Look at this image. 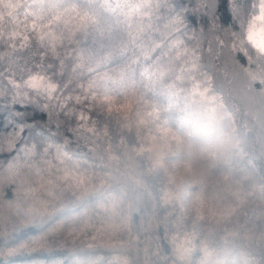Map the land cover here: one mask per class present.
I'll list each match as a JSON object with an SVG mask.
<instances>
[{
	"label": "trees",
	"instance_id": "obj_1",
	"mask_svg": "<svg viewBox=\"0 0 264 264\" xmlns=\"http://www.w3.org/2000/svg\"><path fill=\"white\" fill-rule=\"evenodd\" d=\"M257 3L0 0V264H264Z\"/></svg>",
	"mask_w": 264,
	"mask_h": 264
},
{
	"label": "snow or ice",
	"instance_id": "obj_2",
	"mask_svg": "<svg viewBox=\"0 0 264 264\" xmlns=\"http://www.w3.org/2000/svg\"><path fill=\"white\" fill-rule=\"evenodd\" d=\"M223 2L227 3L228 0H223ZM254 8L256 14L250 19L245 38L253 47L264 53V0H258ZM231 11L234 12L235 8ZM27 87L34 91L37 97H43L49 101L54 98L57 91L56 85L40 75L31 77L27 82Z\"/></svg>",
	"mask_w": 264,
	"mask_h": 264
},
{
	"label": "rangeland",
	"instance_id": "obj_3",
	"mask_svg": "<svg viewBox=\"0 0 264 264\" xmlns=\"http://www.w3.org/2000/svg\"><path fill=\"white\" fill-rule=\"evenodd\" d=\"M248 25H249V24H248ZM247 28H248V26H247ZM246 31H247V30H246ZM235 259H236V260H239V257L237 256V258H235ZM231 262H234V261L231 260L230 263H231ZM232 264H233V263H232ZM235 264H236V263H235Z\"/></svg>",
	"mask_w": 264,
	"mask_h": 264
}]
</instances>
